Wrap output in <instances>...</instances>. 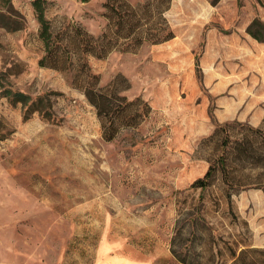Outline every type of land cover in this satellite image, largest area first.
<instances>
[{
    "label": "rangeland",
    "instance_id": "1",
    "mask_svg": "<svg viewBox=\"0 0 264 264\" xmlns=\"http://www.w3.org/2000/svg\"><path fill=\"white\" fill-rule=\"evenodd\" d=\"M47 1L55 24L72 19L94 35L105 24V0ZM8 6L22 28L0 26L1 83L37 100V110L0 88V264H182L173 245L204 257L209 247L220 250L215 261L225 260L227 246L264 248V161L231 164L251 184L229 200L220 175L202 192L190 187L218 154L216 122L240 123L230 130L237 137L264 124V43L245 32L253 17L264 21V0H172L174 38L90 56L101 85L121 73L130 83L123 93L151 107L112 141L102 139L72 71L38 65L31 0ZM196 206L172 244L177 220Z\"/></svg>",
    "mask_w": 264,
    "mask_h": 264
},
{
    "label": "trees",
    "instance_id": "2",
    "mask_svg": "<svg viewBox=\"0 0 264 264\" xmlns=\"http://www.w3.org/2000/svg\"><path fill=\"white\" fill-rule=\"evenodd\" d=\"M9 1L0 3V26L8 31L19 30L22 28L21 16L9 6L6 10L3 9ZM79 1L84 3L88 0ZM47 3V0H31L38 23L37 37L43 48L38 65L58 71H72L73 87L81 90L89 104L96 109L104 141H112L123 129L137 127L149 115L151 107L148 102L140 96L130 99L123 93L129 89L130 83L121 73L101 85L100 76L93 72L88 59L90 56L103 59L113 51L136 52L144 44L158 45L174 38V31L167 19L172 0H143L135 4L127 0H105L101 14L105 24L98 35L88 32L72 19L58 24L48 20L45 17ZM238 5H241L239 1ZM245 32L254 40L264 43V21L260 17H253L247 23ZM195 67L198 68L197 57ZM2 76L1 72L0 88L3 96L12 103L27 106V110H37V100H32L21 91L2 86ZM238 124L240 125L237 121L215 123L210 137L221 135L218 154L205 173L190 184L191 188L202 192L220 175L224 195L229 200L233 193H238L244 185L251 184L250 181L243 183L234 175L231 164L237 160L242 166L253 167L264 161V124L258 127L247 125L240 137L232 136L231 127ZM260 184H264V180L257 182L258 186ZM193 214H199L197 206L177 220L172 244L180 234L178 224L186 216ZM208 249V255L204 257L201 253L188 255V249L184 254L178 253L173 245L172 254L182 264H264V248L244 246L237 251L227 246L224 261H215L220 256V250L212 253V248Z\"/></svg>",
    "mask_w": 264,
    "mask_h": 264
}]
</instances>
